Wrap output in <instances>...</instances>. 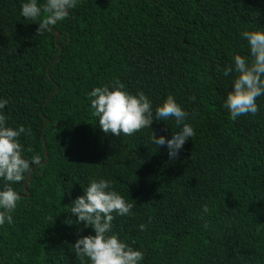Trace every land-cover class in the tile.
Instances as JSON below:
<instances>
[{"label":"trees","instance_id":"16d2710c","mask_svg":"<svg viewBox=\"0 0 264 264\" xmlns=\"http://www.w3.org/2000/svg\"><path fill=\"white\" fill-rule=\"evenodd\" d=\"M26 2L0 0V113L30 129L25 158L45 148L47 160L12 184L22 199L0 226V264H81L73 245L95 233L70 209L100 179L135 201L134 215L113 213L112 232L143 252L140 264H264V95L258 114L232 121L224 105L238 74H223L250 57L242 33L264 30V0H78L56 39L37 35L45 14L24 18ZM117 80L150 99V128L101 129L89 93ZM169 95L195 130L171 160L151 140L181 130L155 119Z\"/></svg>","mask_w":264,"mask_h":264},{"label":"clouds","instance_id":"9594fccd","mask_svg":"<svg viewBox=\"0 0 264 264\" xmlns=\"http://www.w3.org/2000/svg\"><path fill=\"white\" fill-rule=\"evenodd\" d=\"M77 3L78 0H46L43 6H40L38 0H28L22 4L21 15L26 19L37 20L45 14L37 29V35H42L51 32L58 21L67 19L70 10L76 7ZM242 38L249 43L250 57L237 54L234 57V69L232 66H226L223 70L225 76L233 70L238 74L224 105L229 110L232 121L242 115L258 114L260 109L256 100L264 95V30L245 31ZM124 88L125 86L117 80L112 90L105 85L96 87L89 93L92 98L91 107L95 109L94 115L99 118V125L105 133L131 136L144 128H150L154 122L150 99L143 92L133 95ZM7 103V100H0V110L4 109ZM187 116L188 113L172 95L155 110L156 120L174 118L176 125L182 126L179 132L172 134L170 140L151 133V140L158 148L167 146L170 160L178 158L184 144L195 135L194 128L185 123ZM6 119V116L0 113V178L5 181L3 190H0V226L5 222H13L12 213L18 201L22 199L12 184L24 181L26 174H31L32 165H39L42 159L39 154H33L30 159L25 158V149L19 137L21 134L30 135L31 131L23 126L18 129L7 127ZM27 151L33 150L28 148ZM134 206L135 201L129 203L113 190L110 181L100 179L90 183L84 190V195L78 197L70 209L71 213L78 217V222H84V226L91 227L95 233L78 239L73 245L81 264H140L144 259L143 252L135 250L122 241L117 233L112 232V222L116 218L113 213L121 217L132 216L134 213L131 210ZM203 211H208L207 206ZM66 223L72 222L69 220ZM145 228V224L139 225L141 231Z\"/></svg>","mask_w":264,"mask_h":264},{"label":"water","instance_id":"95a60500","mask_svg":"<svg viewBox=\"0 0 264 264\" xmlns=\"http://www.w3.org/2000/svg\"><path fill=\"white\" fill-rule=\"evenodd\" d=\"M51 33H54V39H56L57 36H58V32H57L56 30H51ZM53 61H54V60H52L51 63H53ZM46 100H47V99H46ZM42 117H43V116H42ZM46 123H47V120H45V122H44L43 125H42V131H43V127L45 126ZM42 142H43V140H42ZM44 156H45V158H44L43 160H41V163H40V164L45 163L46 160H47V154H46V150H45V148H44ZM36 166H38V165H33V166H32V169H34ZM30 176H31V174H28V175H27V178H26V180L24 181L23 186L25 185L26 182H28V180L30 179ZM24 190L27 191V190L25 189V187H24Z\"/></svg>","mask_w":264,"mask_h":264}]
</instances>
